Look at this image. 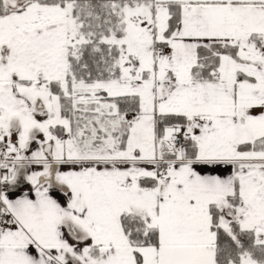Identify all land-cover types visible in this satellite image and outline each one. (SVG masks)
Segmentation results:
<instances>
[{"label":"snow or ice","instance_id":"6c2138e0","mask_svg":"<svg viewBox=\"0 0 264 264\" xmlns=\"http://www.w3.org/2000/svg\"><path fill=\"white\" fill-rule=\"evenodd\" d=\"M0 264H264V0H0Z\"/></svg>","mask_w":264,"mask_h":264}]
</instances>
